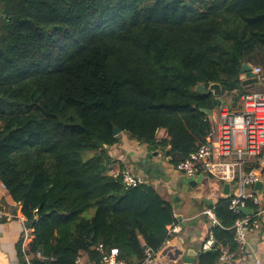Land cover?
I'll return each instance as SVG.
<instances>
[{
	"label": "trees",
	"instance_id": "1",
	"mask_svg": "<svg viewBox=\"0 0 264 264\" xmlns=\"http://www.w3.org/2000/svg\"><path fill=\"white\" fill-rule=\"evenodd\" d=\"M256 47L264 0H0V183L34 229L32 264L97 261L100 245L128 264L158 252L179 223L174 202L109 175L111 149L126 134L172 166L189 158L218 109L198 87L238 100ZM215 212L217 245L200 264L239 252L243 214L223 197Z\"/></svg>",
	"mask_w": 264,
	"mask_h": 264
},
{
	"label": "built area",
	"instance_id": "2",
	"mask_svg": "<svg viewBox=\"0 0 264 264\" xmlns=\"http://www.w3.org/2000/svg\"><path fill=\"white\" fill-rule=\"evenodd\" d=\"M253 73L258 78V83H264L261 67H253ZM211 123L204 143L189 158L176 166L171 165L170 175L172 179H195L202 176L223 186L228 184L229 194H224L223 198L229 199L230 210L235 214H242L241 207L253 210L251 215L243 214L238 218L231 228L235 231L234 241L239 246V252L249 254V264H263L255 252L251 238L261 231L264 222V93L248 91L242 94L237 109L222 105L211 113ZM158 154L165 159L163 152L158 151ZM120 174L127 187H136L145 182L129 171L112 175L117 177ZM257 183L263 184L262 190L254 189ZM215 210L216 204L206 208L201 214L208 217L211 229L220 226ZM211 229L208 239L203 243V250L206 251L213 250L217 245ZM181 231L180 222L168 226V238L163 246L170 242L174 234ZM97 250L100 253L99 260L86 263L79 261V264H128L120 259L117 248L106 251L100 245ZM157 253L153 249L145 248L143 259L138 264H157ZM237 254L238 252L221 248L219 261H235ZM37 257L44 258L39 253Z\"/></svg>",
	"mask_w": 264,
	"mask_h": 264
},
{
	"label": "crops",
	"instance_id": "3",
	"mask_svg": "<svg viewBox=\"0 0 264 264\" xmlns=\"http://www.w3.org/2000/svg\"><path fill=\"white\" fill-rule=\"evenodd\" d=\"M248 64L253 67L262 66L259 63L252 64L248 62ZM237 104L239 106V101ZM150 153L155 152L149 151L146 145H141L131 140L128 135L123 134L119 143L111 149L110 154L113 157L114 164L109 167L108 174L118 173L121 171V166H124L125 171H129L143 181L153 184L166 200L171 201L178 193V190L173 189L175 183L181 178H174L170 183H167L164 179L156 180L144 173L142 168L136 164ZM164 158L158 157L157 161H161L164 164L166 175L171 176L169 168L171 166L170 162H167L168 158L166 156ZM223 187L222 184L215 182V188L207 195H203L202 193L197 194L196 191L198 189L195 191L188 189L186 192H194V196L192 194L186 202L182 199L181 193L178 195L180 197V205L177 210V217L182 216L184 220L188 221L197 220L198 224L196 227L182 229L179 234H174L170 238V242L158 251L157 264H173L184 252L189 251L191 247H193V251L197 254L194 258V264H200V257L206 251L203 250V243L208 239L211 229L209 221H206L201 214L206 208L212 207L223 197ZM181 192H185L183 188ZM33 232L34 229L28 226L26 218L22 214V206L13 201L12 197L3 187V184L0 183V264H32L34 256L27 254L26 248L34 239ZM22 237L24 238V254L20 256L17 245ZM251 243L255 248L257 256L264 264V222L261 231L251 238ZM88 258L87 253L82 252L80 254L81 262H89L90 260ZM249 263V254L238 252L235 261H219L217 264Z\"/></svg>",
	"mask_w": 264,
	"mask_h": 264
},
{
	"label": "water",
	"instance_id": "4",
	"mask_svg": "<svg viewBox=\"0 0 264 264\" xmlns=\"http://www.w3.org/2000/svg\"><path fill=\"white\" fill-rule=\"evenodd\" d=\"M240 73H241L240 80L243 81L242 83L243 87H245L247 91H252L259 82L256 75L253 73V66H251L248 63H244L242 65V69ZM198 90L199 92L205 93V94L212 93L213 96L216 98V104L218 108L223 105V101L221 99L222 88L219 84L210 85V87L206 91L204 90L202 86H200L198 87ZM207 114H211V112L207 111ZM120 133H121L120 129H115L114 131L115 136H118ZM158 157H159L158 152H155L152 154L150 153L143 160L138 162L136 165L142 168L143 172L151 176L152 178L156 180L164 179L165 181H167V183H170L172 181V177L169 175H166L164 164L161 161L159 162L157 161ZM170 160L171 159L168 158L167 162H170ZM203 180L204 178L202 176L195 178V179L194 178H181L177 180L173 188V189L178 190L177 195L173 198L174 210L177 211L179 209L180 197L178 195L182 191V188L185 192L188 191V189L195 191L203 183ZM254 189L257 191L262 190L263 184L257 183L254 186ZM223 190H224V194L228 195L230 191V186L228 184L224 185ZM240 211L244 215H251L253 213V210L247 207H241ZM203 218L206 221H208V217L206 215H203ZM177 219L181 223L182 229H187L189 227H196L198 224L197 220H193V221L184 220L182 216H178ZM210 251L211 250L204 251V253H208ZM196 255L197 254L193 251V247H191L189 251L184 252L180 256V258H178V260H176L173 264H194V261H195L194 258Z\"/></svg>",
	"mask_w": 264,
	"mask_h": 264
},
{
	"label": "rangeland",
	"instance_id": "5",
	"mask_svg": "<svg viewBox=\"0 0 264 264\" xmlns=\"http://www.w3.org/2000/svg\"><path fill=\"white\" fill-rule=\"evenodd\" d=\"M246 61L251 62L252 64H255V63L261 64L262 65L261 68L263 69V73H264V47H256L255 49H251L250 50V55L247 56ZM251 92L264 93V83L263 82L258 83L256 85V87ZM236 97H237V95H235V94H232L230 96L223 95L221 97V99L223 101V106L230 107L232 109H237L238 108V104L237 103H238L239 99L237 100ZM159 136L160 137L162 136V132L159 133ZM92 155H93V153L88 152V151L83 153V156H84L85 159L91 157ZM215 182L216 181H214L213 179L206 178L203 181L202 185L198 188L196 193L197 194L198 193H202L203 195L209 194L212 191V189L215 188ZM180 193H181L182 199L185 202L189 199V197L192 194L194 196V192H184V193L180 192ZM191 202H193V201H191Z\"/></svg>",
	"mask_w": 264,
	"mask_h": 264
},
{
	"label": "flooded vegetation",
	"instance_id": "6",
	"mask_svg": "<svg viewBox=\"0 0 264 264\" xmlns=\"http://www.w3.org/2000/svg\"><path fill=\"white\" fill-rule=\"evenodd\" d=\"M191 191H193V190H191Z\"/></svg>",
	"mask_w": 264,
	"mask_h": 264
}]
</instances>
